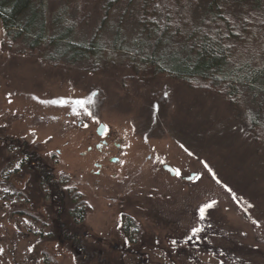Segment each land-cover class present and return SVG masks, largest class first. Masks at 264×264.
Instances as JSON below:
<instances>
[{
	"label": "rangeland",
	"instance_id": "obj_1",
	"mask_svg": "<svg viewBox=\"0 0 264 264\" xmlns=\"http://www.w3.org/2000/svg\"><path fill=\"white\" fill-rule=\"evenodd\" d=\"M211 1L153 0L156 35L139 22L145 0H46L34 47L0 20V264H264V91L239 82L230 100L147 64L184 54L175 30L206 27L232 65H263L264 0H220L217 15ZM65 27L93 57L63 54ZM92 93L95 120L50 103Z\"/></svg>",
	"mask_w": 264,
	"mask_h": 264
},
{
	"label": "trees",
	"instance_id": "obj_2",
	"mask_svg": "<svg viewBox=\"0 0 264 264\" xmlns=\"http://www.w3.org/2000/svg\"><path fill=\"white\" fill-rule=\"evenodd\" d=\"M102 1H107L110 6L118 0ZM219 1L212 0L209 3V10L215 15L220 10ZM152 2L153 0H145L143 5L145 15L139 19V22L149 33L157 35L159 32H157L156 27L158 23L155 20H149L147 17L150 14H154L155 10H152ZM45 4L46 0H0V20L3 28L7 32L13 30L16 34L25 32L26 36L32 37V41L30 39V47L37 46L39 40L42 41L46 38L43 35V7ZM257 10H259L260 16L264 18V10H261L260 7ZM165 20V25L167 26H163L162 29L161 27H159L160 29L158 28L162 33L169 31L173 27L170 25L168 18H165ZM149 21L151 22L150 24ZM262 29L264 31V23H262ZM175 31L176 34L173 33V36L182 40L184 54H173L167 67L160 66L153 60H150L147 64L154 67L155 72H162L187 84L192 83L194 78L198 77L202 80L200 83L201 87L209 91L215 90L221 92L230 100L236 98V88L239 82H247L252 88L264 91V64L260 66H251L247 63L232 65V47L222 33L214 30L210 31L206 27L195 28L186 32ZM69 34V27H65L55 36V40L64 42L63 54L68 55L73 60L91 58L95 54V50L97 49H93L91 45L85 43L78 45L73 43L69 40ZM60 41H57V43ZM150 59H153V57ZM33 160L34 158H27V161L21 162L19 168L26 165V162L31 164ZM36 162H39V158ZM41 177H45V174L41 173ZM49 180H51L49 181V185L52 184L51 187L56 191L61 192L63 189H66L63 186L65 184L62 182L63 180H55L54 178H49ZM80 196V193H74L72 196L69 213L75 220H78L77 222L82 223L83 211L86 205L80 199ZM134 226H136L135 223ZM131 234L135 236L136 232L132 231Z\"/></svg>",
	"mask_w": 264,
	"mask_h": 264
},
{
	"label": "snow or ice",
	"instance_id": "obj_3",
	"mask_svg": "<svg viewBox=\"0 0 264 264\" xmlns=\"http://www.w3.org/2000/svg\"><path fill=\"white\" fill-rule=\"evenodd\" d=\"M95 95H96L95 93H92L91 96H88L85 98H80V99H64V98H61L59 100L50 101V103L58 104L60 106H66V105L71 104L72 105V112L74 115L79 116V115H81V112H82L85 116L91 117L93 120H95L96 118L94 117L93 113L91 112L90 108L88 107L89 105H92L94 103L92 96H95ZM96 122L99 123V121H96ZM85 127H87V124H85ZM103 131H104V133L108 132V126L107 125L103 126ZM205 167H208V165L205 164ZM174 171H175V175H177V176L181 175L179 170H174ZM209 171H211L210 168H209ZM213 178L215 179V176H213ZM219 182L220 181L217 180V183H219ZM3 191L7 192L8 189H4ZM228 191H231V189H228ZM210 207H212V204H206L200 208L201 219H203V217H204L205 209L210 208ZM253 223H256L258 225L257 221H253ZM199 231H200V229L196 228V227H194L192 229L193 235H196ZM173 243H175V242H173ZM2 251L3 250L0 249V252H2ZM29 251H31V249H29Z\"/></svg>",
	"mask_w": 264,
	"mask_h": 264
},
{
	"label": "water",
	"instance_id": "obj_4",
	"mask_svg": "<svg viewBox=\"0 0 264 264\" xmlns=\"http://www.w3.org/2000/svg\"><path fill=\"white\" fill-rule=\"evenodd\" d=\"M103 126H104V124L101 123V124L97 127L96 132H97L98 135H103V133H104V131H103ZM163 168H164L166 171H168L171 175H173V176L175 175V171H174V169H173L170 165L165 164V165L163 166ZM194 176H195V174H192V175H191L190 177H188L187 179L190 180V179H192Z\"/></svg>",
	"mask_w": 264,
	"mask_h": 264
},
{
	"label": "flooded vegetation",
	"instance_id": "obj_5",
	"mask_svg": "<svg viewBox=\"0 0 264 264\" xmlns=\"http://www.w3.org/2000/svg\"><path fill=\"white\" fill-rule=\"evenodd\" d=\"M106 145V141H101L99 144H98V148L102 147V146ZM90 149V148H89ZM113 162H116L118 161V158L117 157H114L111 159Z\"/></svg>",
	"mask_w": 264,
	"mask_h": 264
}]
</instances>
